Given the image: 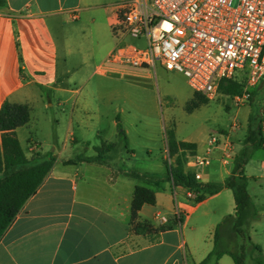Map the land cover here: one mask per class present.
<instances>
[{
    "label": "crops",
    "instance_id": "crops-1",
    "mask_svg": "<svg viewBox=\"0 0 264 264\" xmlns=\"http://www.w3.org/2000/svg\"><path fill=\"white\" fill-rule=\"evenodd\" d=\"M122 1L0 0V108L5 101L30 107L29 121L16 128L20 144L19 133L34 119L37 106L41 103L50 106L55 101L61 104L68 91L82 92L78 87L69 88L73 76L67 67L68 57L81 32L80 25L75 24L97 22L109 38ZM71 23L74 26L69 30L67 25ZM113 47L110 40L102 48L93 73L109 78L120 76L115 72L97 71ZM130 76L151 78L152 73L137 72ZM263 82L251 92L248 101L236 102L235 96L230 97L239 106L250 103L256 99L255 90ZM259 104L260 112L264 100L260 98ZM85 113L100 137L103 127L99 121L107 117L106 114L99 108H86ZM250 115L244 130L237 123L232 126V130L237 131V139L220 130L219 140L213 146L209 144V136L180 139L173 130L177 141L196 145L193 151L185 152L184 171L199 174L197 181L202 184L224 182L233 172L235 156L242 149L250 148V143L245 142ZM73 123L71 116L67 140L75 143L77 139L70 130ZM110 123L116 128L120 124L117 117H112ZM124 132L127 157L117 155L86 161L88 156L60 159L55 153L50 154L55 160L49 173L0 237V264H198L207 256L213 248L217 224L234 214L232 190L222 188L198 201L197 194L190 188L172 184L167 178V169L156 173L129 165L135 153L128 148V136L126 130ZM83 143L91 149L92 155L88 158H92L103 143L115 145L108 139ZM33 148H28L27 157L49 156ZM198 157H205L209 162L195 164ZM68 159L73 161L64 163ZM168 160L172 164L174 156H169ZM130 170L141 177L128 174ZM242 172L248 180V193L251 185L256 184L259 194L264 196V146L252 149ZM137 184L149 187L155 194V202L144 203L138 217L132 221ZM259 214L258 210L257 218L249 225L251 241L250 232ZM135 226L149 229L137 231ZM261 249L264 258V249ZM217 264H234V261L224 254Z\"/></svg>",
    "mask_w": 264,
    "mask_h": 264
},
{
    "label": "rangeland",
    "instance_id": "rangeland-1",
    "mask_svg": "<svg viewBox=\"0 0 264 264\" xmlns=\"http://www.w3.org/2000/svg\"><path fill=\"white\" fill-rule=\"evenodd\" d=\"M79 25L80 36L68 57L67 67L73 76L69 88L78 87L82 92L74 94L68 91L63 97L64 103L61 104L55 101L50 106L44 103L37 106L34 119L19 133L27 155L30 152L28 148L34 146L41 155L55 153L60 159L76 155L89 157L92 152L84 141L99 143L101 139H108L115 143L116 148L101 152L100 156L95 150L92 159L117 155L127 157V150L117 135L118 127H113L110 123L112 117H117L127 132L128 148L135 153L132 161L126 163L144 171L162 173L166 170L165 161H169L168 130H174L180 139H201L210 134L217 135L220 130L237 139V131L232 130L234 123L244 130L249 113L254 116L259 113V100H264V82L255 90L256 99H252L250 103L239 106L232 97L218 91L213 99L198 94L199 99L203 96L208 101L189 110L187 105L194 91L185 76L176 70L157 64L151 78L126 75L118 76V79L116 75L109 78L95 74L93 67L102 48L110 40L115 46L118 37L112 29L110 37H106L107 31L97 22L80 21L75 24ZM72 26L74 23L68 24L67 28L70 30ZM125 41L145 46L143 38L127 37ZM86 108H99L107 116L101 117L99 121L103 127L100 137L85 115ZM71 116L74 123L70 130L77 139L75 143L67 140L68 121ZM258 191L256 184L249 188L260 213L250 235L252 241L264 249V196ZM233 249L239 251L238 245H233ZM257 254V251L250 252L246 249L245 264H256L254 259Z\"/></svg>",
    "mask_w": 264,
    "mask_h": 264
},
{
    "label": "built area",
    "instance_id": "built-area-1",
    "mask_svg": "<svg viewBox=\"0 0 264 264\" xmlns=\"http://www.w3.org/2000/svg\"><path fill=\"white\" fill-rule=\"evenodd\" d=\"M112 30L118 41L98 72L155 73L160 64L182 73L194 92L209 98L221 80H239L243 90L236 102L248 101L264 80V0H124ZM127 37L143 38L145 46ZM261 126L264 131V110ZM218 140L209 135L211 146Z\"/></svg>",
    "mask_w": 264,
    "mask_h": 264
},
{
    "label": "trees",
    "instance_id": "trees-1",
    "mask_svg": "<svg viewBox=\"0 0 264 264\" xmlns=\"http://www.w3.org/2000/svg\"><path fill=\"white\" fill-rule=\"evenodd\" d=\"M218 90L229 96L240 95L243 90V82L234 79L221 80ZM197 92L193 93L192 99L187 105L191 110L202 103L207 102L203 96L197 97ZM201 95V94H200ZM262 110L256 115H250L247 124L245 142L250 143L249 149H242L234 158V168L232 174L219 184H202L195 178L194 173L184 171L185 152L193 151L195 143L177 141L174 131L168 130L167 146L169 156H174V161L169 164L165 161L167 178L172 184L190 188L197 194V200H202L206 195L213 194L222 188H229L233 192L235 201L234 214L228 215L217 224L213 234V248L207 256L198 264H217L218 259L227 254L231 256L234 264H245L246 249L250 252L257 251L254 259L256 264H264L262 249L254 244L249 236L248 230L252 219L257 218L258 210L247 190V177L242 169L248 161L252 149L264 146V134L262 132L261 118ZM30 119V107L27 104L11 103L5 101L0 108V237L12 223L17 213L20 211L27 199L35 193L49 173L55 157L45 156L37 159L27 157L21 147L16 135V128L25 125ZM118 135L127 145V137L118 124ZM115 145L113 143H103L96 148L98 155L107 152ZM102 155V154H101ZM86 161L98 159L86 158ZM73 160H65L64 163H71ZM135 178H140V174L133 170L127 172ZM155 194L147 186L137 184L132 201V221L138 217V211L144 203L154 204ZM148 227L135 230H148ZM233 245H238L239 251L233 249Z\"/></svg>",
    "mask_w": 264,
    "mask_h": 264
}]
</instances>
